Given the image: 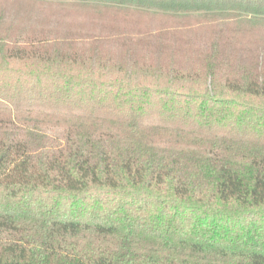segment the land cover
I'll use <instances>...</instances> for the list:
<instances>
[{"label":"trees","instance_id":"1","mask_svg":"<svg viewBox=\"0 0 264 264\" xmlns=\"http://www.w3.org/2000/svg\"><path fill=\"white\" fill-rule=\"evenodd\" d=\"M21 1L0 264H264V0Z\"/></svg>","mask_w":264,"mask_h":264},{"label":"rangeland","instance_id":"2","mask_svg":"<svg viewBox=\"0 0 264 264\" xmlns=\"http://www.w3.org/2000/svg\"><path fill=\"white\" fill-rule=\"evenodd\" d=\"M50 7V6H49ZM20 10L16 13L17 9ZM53 10L56 13V8L54 6L48 8L49 11ZM10 15V17L15 18L13 22L14 29L17 30L19 27L28 24L35 20V17L40 15L39 5L33 3H27L21 0H0V11H4ZM10 22L3 23L1 29L8 28Z\"/></svg>","mask_w":264,"mask_h":264}]
</instances>
